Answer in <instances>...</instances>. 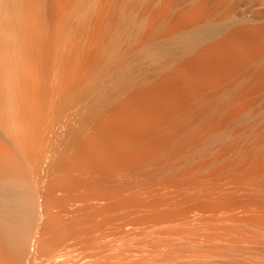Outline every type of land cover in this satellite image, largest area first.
<instances>
[{
  "label": "bare ground",
  "instance_id": "obj_1",
  "mask_svg": "<svg viewBox=\"0 0 264 264\" xmlns=\"http://www.w3.org/2000/svg\"><path fill=\"white\" fill-rule=\"evenodd\" d=\"M130 1L0 0V264H98L97 256L102 248L97 249L95 217L109 211L117 201L119 210H130L132 205H127L128 208L125 205L137 196L128 195L125 202L123 197L126 198L130 188L128 185L112 188L117 176L148 178L149 183L143 181L148 186L156 178L170 175L175 178V181L171 179L175 184L180 178L191 179L194 191L205 190L206 186L208 193L211 179L215 184L217 179L231 184L235 181L234 186L227 183L230 188L223 182L224 188L227 186L232 196V191L254 196L251 199L256 202L252 205V201L246 200L247 205L241 199L247 196L240 193V197L237 193L239 198L233 197L240 199L237 204L231 195L233 201L227 196L230 203L221 195L220 200L227 204L219 200L217 203L216 198V203L207 204L213 198L210 196L213 189L210 194L204 191L208 201L207 206L203 205L207 211L200 208L206 212L199 215L201 211L197 209L201 217L198 220L203 221L204 216L207 222L208 219L231 222L226 223V227L230 226L226 229L222 224L220 233L223 229L231 232L236 228L235 234L224 232L236 236L235 239H244L241 241L246 244L252 238L250 234L247 236L252 230L239 229L264 224V200L263 206L257 203L259 198L255 200L256 196H264V23L256 26L236 16L208 15L166 28V17L162 15L145 31L144 16H135V4ZM49 114L54 121L49 119ZM171 182L168 179L163 185ZM193 182L197 183L193 186ZM203 182L206 184L201 188L199 183ZM173 183L169 186L175 188L177 185ZM190 185L187 183V187ZM148 187L146 193L150 191L153 196L155 192ZM187 187L184 188L190 193L192 187ZM225 190L220 192L225 194ZM165 191L168 195L169 191ZM185 192L181 197L186 196L188 191ZM145 194L141 192L137 196L144 195L142 201H137L142 202L140 206L148 196ZM158 194H155L157 199L150 196L153 205L156 200L158 203L163 200V205L165 199L172 198L176 201L173 204H177V197L169 195L170 199H163ZM200 196L196 199L205 198ZM150 202L145 203L153 208ZM235 205L237 208L240 205L242 210H236ZM140 206H137L140 213L136 207L130 212L140 215L142 209L148 208ZM186 206L185 211L194 213V206ZM161 209H157L159 214ZM175 210L176 207L174 212L162 213L159 219L168 225L179 224L182 218L189 224L197 220L196 216L187 217L188 213L183 215L182 209ZM177 212H182L183 217ZM151 213L143 214L144 219L158 218L159 214H154L155 218ZM125 214L122 215L126 217ZM140 221L136 224L143 223ZM152 223L156 222L152 220ZM233 223L237 226L239 223V229ZM151 225L145 226L147 230ZM186 225L182 233H186ZM60 229L68 230L62 234ZM147 230L142 233L146 235ZM237 231L239 234L246 231L244 236L248 240L241 238L243 234L239 238ZM254 231V236L261 234L260 239L263 238L264 229L261 233ZM200 232L206 234L205 230ZM224 232L215 239L217 242L224 239L225 243L228 240L229 244L234 239L229 241L232 236ZM71 237H76L73 239L76 242ZM241 241L234 244L241 246ZM250 241L255 250L259 248V245L254 247L257 242L263 243ZM193 242L187 243L190 246ZM195 243L192 247L198 250ZM221 243L212 246L219 247ZM184 245L182 251L186 253L180 255V250H176L172 256H166V252H163L165 256L141 260H136V256V261L130 259L133 263L114 259L120 261L116 264H264L262 244L260 253L254 250L252 253L251 247L243 246L246 251L235 258L222 255L228 250L230 253V246L225 247L227 251L222 247L223 253L219 247L220 252L216 250L213 254L204 244L208 253H192L189 249V254ZM142 247L137 246L140 251ZM112 250L110 254L115 252ZM100 257L104 262V254Z\"/></svg>",
  "mask_w": 264,
  "mask_h": 264
},
{
  "label": "rangeland",
  "instance_id": "obj_2",
  "mask_svg": "<svg viewBox=\"0 0 264 264\" xmlns=\"http://www.w3.org/2000/svg\"><path fill=\"white\" fill-rule=\"evenodd\" d=\"M151 3H150V2ZM130 3H133V4H135V11H134V14H135V16L137 17V18H139V17H142V16H144L143 17V20H144V23H145V31H149L151 28H152V26H153V24H154V22L155 21H158V19L162 16V15H165V27L166 28H175V27H177L179 24H181L182 22H189V21H194V20H199V19H201V18H203L204 16H208V15H210V16H215V17H219V16H236V17H240V18H243V19H245V20H247V21H249L250 23H252L253 25H256V26H261L263 23H264V0H131L130 1ZM49 119H51L52 121H54V118L52 117V116H50V114H49ZM164 176V177H163ZM170 177V178H169ZM176 178H178V177H176ZM146 178H144V180L143 179H138L137 177H132V178H128V177H122V176H117L116 177V182L112 185V188H116V189H120L121 187H124L125 185H128V190H129V188H130V190L129 191H127L126 193H125V195H126V198L125 197H123V199H125V202L128 200V198L129 197H131V195L132 194H134V195H137V196H139V194L141 193V192H143L144 194L146 193V191H148L149 189H145V188H147L148 186H150L151 185V183H153L154 181V183L152 184V185H154L155 187L153 188V186L151 185L150 187H148V188H150V190H151V192L153 191V192H155V193H153L154 195L152 196V193H149V192H147L148 193V196H147V193L145 194L146 196H147V198H145V202H149V200L151 201L150 203H152V205H153V202H152V197L153 198H155V199H157V197H156V195L158 194V193H162V191H163V193L162 194H164V190H166L165 191V193H167L169 190L168 189H170V194H172L171 193V191H175V192H173L174 194L173 195H170L169 194V192H168V195H166V194H164V195H162V196H164V197H162L161 196V193L160 194H158V196L160 195V197L161 198H168V197H177V198H175V199H177V204L178 203H180V205L179 206H174V205H177L176 203H174L173 204V202L175 201V200H173L172 201V199L171 200H167V199H165L164 200V203H163V205H165L166 206V208L161 204V202H163V200H160L159 198V200L161 201H159L160 203H158V201L156 200V202L154 201V204L155 205H153L154 207L153 208H151L152 206L149 204V203H145V202H143L144 204H146V205H144L143 204V206H142V204H141V206L139 205L140 203H142V202H140L139 204L137 203V201L139 200H141V198L144 196V195H141L140 197H137V196H134V198L132 197V198H130L129 199V201L130 200H132L131 202H129V201H127V204L125 205V206H129V205H132V206H134V207H132V206H130V208L131 209H133V208H135V209H137L138 210V208H137V206H140V207H142V208H144L145 206L146 207H148L147 205L149 204V206H151L149 209L148 208H144V209H142V213L139 215V214H137V213H140L141 212V210H138L137 211V213H131L130 212V210L129 209H127L128 208V206H127V208L124 206V204H125V202H124V204L123 205H121V206H124L126 209H127V211L126 210H124V209H122V210H119V208H118V205H120L119 204V202L117 201V203L116 202H114L113 203V200H116L117 198H115V199H113L112 200V202H110V203H113V205L112 206H110V208L111 209H108L109 211H106V212H108V214L106 213V212H104V213H99V215H97V218L95 217V222L96 223H94V224H97L96 226H95V231H94V233L96 234V236H95V234L93 233V236H95V238L97 237V239L96 240H98V241H96V244H97V249H100V248H102L103 249V247H104V250H102V249H100V251L99 252H101L100 253V255L98 254V264L100 263V264H108L107 262L109 261L111 264H116V262L118 263V262H120V261H122L123 262V260L125 261V259L127 260V261H129L130 263L132 262L131 260H133V262L134 261H136V260H141V259H143V258H151V257H159L158 255H160V257L161 256H165V254L167 253V255L166 256H168V254L169 255H171L172 256V254L173 255H175L174 253H177V251L176 250H180V252L178 253V255H180V253H186V252H184V250L182 251V248H183V246L182 245H186L188 248V252L187 253H189L190 254V250H191V252L192 253H194V252H197V251H204V244L206 245V240L207 241H209V244H211V243H213V244H211L210 246H211V248H210V246H208V245H206V247L207 248H209V251H210V249H211V251L209 252V251H206V249H205V251L204 252H209V253H213V254H215L216 253V250L219 248V247H221L220 245L223 243H225V240L223 239V241H221L220 239V242H217V239H215V237H217V238H221V236L222 235H224V234H222V232H224V231H226L227 232V230H225L226 228H229L228 227V225H227V227H226V223H223V222H217V221H215V220H213V219H208V222L205 220V218H204V216H202L203 217V219L205 220V222H207L206 224H210L209 225V227H208V225H206L205 224V222H204V220L203 221H201L200 222V220H202V219H200V220H198L199 218H201L200 216H198V214L200 215V214H203V213H205L206 211H207V209H206V206H207V204H209V202H211V201H214L213 203H216V201H217V203L219 202V203H221V201L222 200H220V198L221 197H219V196H221V195H223L222 197L223 198H225V201H226V199L231 195V192H229V189H228V187H229V185L231 186L232 184H235V181H232L233 183L231 184V182H225V181H222L221 182V180L220 179H217L218 180V182L216 181V179H214L218 184H215V182L213 183L212 181H213V179H211V183L208 181V183H210L209 185H210V187H207L208 189H209V193L207 192V190H206V186H205V190H203V189H201V191H203V192H201L200 191V189L199 190H197L196 189V191H194L195 190V184L197 183H195V182H193V186H194V188L192 187V185H190V184H192V182H190V180L191 179H185V178H180V182L182 183V184H184V185H180L181 183L179 182V181H177V183L175 184V183H173V182H171L172 180L171 179H173V181H175V178L174 177H171L170 175H162V176H160V177H158V178H156L158 181H156V179L155 180H153V182H151L150 183V185H145L144 184V182L143 181H147V179L145 180ZM168 179L170 180V182L171 183H173V185H177L176 187H183V188H179V191L177 190L178 188H174V186H169V185H171V183L170 184H168L167 183V185H163V184H165L164 183V181H168ZM179 179V178H178ZM140 180H142V182L140 183ZM150 180V179H149ZM148 180V181H149ZM183 180H184V182L186 183V186H185V183L183 182ZM220 180V181H219ZM147 181V183H149ZM187 181V182H186ZM178 182L180 183V184H178ZM205 182H207V181H205ZM205 182H203V183H199V186H200V184H201V186L205 183ZM225 183V185L227 184V188L225 187L224 188V183ZM139 183H140V185H139ZM187 183H188V185H190L191 187H192V192L193 193H191V191H190V193H191V195H190V193H189V190H186L184 187H187ZM195 183V184H194ZM223 183V184H222ZM141 184H144L145 186H147V187H145V188H142V187H144V185L142 186ZM206 184V183H205ZM212 184H215L214 186L216 187V188H213V185ZM239 185H241L240 183H238ZM238 184H236L237 186H238ZM140 186V188H142L143 190L145 189V191H143V190H140V188H139V186ZM161 185V186H160ZM179 185V186H178ZM198 185V184H197ZM196 185V186H197ZM242 185H244V184H242ZM245 185H246V183H245ZM244 185V186H245ZM142 186V187H141ZM162 186H165L166 188L169 186V187H171V188H167V189H163V190H161L162 188H160V187H162ZM189 186V187H190ZM200 186V187H201ZM207 186H208V184H207ZM218 186V187H217ZM232 186H234V185H232ZM246 186H249V184H247ZM189 187H187V189H189ZM190 187V188H191ZM138 188H139V190H138ZM153 190H152V189ZM159 188V189H158ZM201 188H204L203 186L201 187ZM230 188V187H229ZM154 189H155V191H154ZM182 189H184L183 191L185 192V190H186V192L188 193H186V196L188 197H186V196H182L181 197V195L184 193H182ZM215 190L214 192H213V194H212V191L213 190ZM220 189L221 190H225V189H228V190H225V194L223 193H221L220 192ZM140 191L138 194H136V192H138V191ZM160 192H159V191ZM210 190H212L211 191V195L210 196H212L211 198H212V200H209L208 201V198L204 195L205 194V192L204 191H206L207 192V194H210ZM156 191H158V192H156ZM177 191V192H176ZM181 192V193H180ZM198 192V193H197ZM203 193V194H201V193ZM227 192H229V193H227ZM179 193H180V195H179ZM195 193H196V196H204L205 198H203V199H205V200H203L202 199V197L201 198H198L197 197V199H196V196H193V195H195ZM239 195H240V193L242 194V192H237ZM235 194V191L233 192L232 191V194H233V196H232V198L233 197H238V194ZM156 194V195H155ZM175 194H177V196L175 195ZM197 194H200V195H197ZM206 194V195H207ZM227 194V195H226ZM129 195V197H127ZM170 195V196H169ZM183 195H185V194H183ZM243 195V197H246L247 196V194H245V196H244V194H242ZM133 196V195H132ZM145 196V197H146ZM150 196H152V197H150ZM155 196V197H154ZM165 196H167V197H165ZM180 196V198H182V199H180V198H178ZM226 196V197H225ZM228 196V197H227ZM231 196L229 197V199H230V201H233V199L234 200H236L235 198H233L232 200H231ZM261 196V197H260ZM260 196H256L255 197V200H256V198H259V200H258V202L257 203H261L260 204V206H263V200H264V196H262V195H260ZM136 197H137V199H136ZM183 197H186V198H183ZM191 197V198H190ZM217 197H219L218 199H217ZM240 197H242L241 195H240ZM252 197V196H251ZM251 197H249V196H247L246 198H241L242 200L243 199H245V201L246 200H248V201H252V205H253V203H255L256 201H254V199H251ZM254 197V196H253ZM252 197V198H253ZM148 198H150V199H148ZM215 198H216V201H215ZM222 198V199H223ZM239 198V197H238ZM237 198V199H238ZM249 198H250V200H249ZM261 198V199H260ZM134 199H136V202L135 203H132L133 202V200ZM142 199H144V198H142ZM146 199H148V200H146ZM168 199H170V198H168ZM178 199H180L181 201H178ZM190 199V200H189ZM193 199H195L194 201H192ZM199 199H200V201H199ZM229 199H227L228 201H226L227 203L229 202L230 203V201H229ZM118 200V199H117ZM198 200V201H197ZM219 200V201H218ZM239 200L240 199H238V200H236V201H234L235 203L234 204H237L236 202H238L239 203ZM138 201V202H139ZM142 201V200H141ZM168 201V202H167ZM207 201H208V203H207ZM245 201H244V205L243 206H245ZM248 201H246V202H248ZM128 202L129 203H131V204H128ZM170 202H171V204H170ZM176 202V201H175ZM194 202H196V203H194ZM242 202V201H241ZM116 203V204H115ZM186 203V204H185ZM207 203V204H206ZM212 203V202H211ZM222 203H224V204H227V203H225L224 201H222ZM233 203V202H232ZM251 203V202H250ZM162 206H161V205ZM182 204V205H181ZM200 204V205H199ZM206 204V206L204 207V205ZM249 204V202L247 203V205ZM187 207V208H189V207H193V211H194V209H195V211H194V213H196V215L191 211V215H190V212L188 213L187 212V210L188 209H186V211L184 210L185 208V206ZM241 206H242V204H240ZM239 205V206H240ZM252 205H249V206H252ZM115 206H117V212L115 211L116 209H114V207ZM159 206H161L160 208H157V207H159ZM168 206V207H167ZM238 206V208L236 207V205H235V208H237L236 210H238V209H240V210H242L241 208L243 207H239ZM120 207V206H119ZM123 207V208H124ZM163 207V208H162ZM173 207V208H172ZM176 207V210L175 211H177V210H179V211H182L183 210V212L185 211V214H183V215H188L187 217H193V216H196L197 217V220L195 221V220H193L192 221V223L190 222V224L188 223V222H186L185 220L183 221L182 219H185V218H182L181 217V215H182V212H181V214H180V212H177V213H179L180 215H179V217L180 218H182L181 219V221H180V218H176L177 220H178V222H179V224L177 223V222H174L175 223V225L174 224H167V223H165V221H163V220H161V219H159V216L162 214V213H164V212H174V208ZM179 209H178V208ZM264 207V206H263ZM159 209H161V211H160V214H159V212H158V210ZM202 208H204V209H206V211H202L201 209ZM146 209H147V212L148 213H151L152 211H154V212H152L150 215H153L154 216V214L155 215H157V214H159L158 215V218L157 219H152V217L150 218L151 220H148L146 217H145V219H144V215L145 214H148V213H145L146 212ZM191 209V208H190ZM199 210V212L200 213H198V210ZM110 210L111 211H113V213L111 212V214L109 213L110 212ZM119 210V211H118ZM134 210V209H133ZM143 210H144V212H143ZM151 210V211H150ZM157 210V211H156ZM115 211V212H114ZM121 211H122V214H125V213H127V214H125L126 215V217L124 216V215H122L121 214ZM189 211V210H188ZM239 211V210H238ZM119 212H120V214H119ZM125 212V213H124ZM129 212H130V215H129ZM135 212H136V210H135ZM188 213V214H187ZM198 213V214H197ZM101 214V215H100ZM118 214V215H117ZM144 214V215H143ZM108 215V216H107ZM128 215V216H127ZM133 215H134V217H133ZM204 215H206V216H208L209 215V213H206V214H204ZM104 216V218H101V217H103ZM113 216V217H112ZM146 216H149V215H146ZM100 217V218H99ZM155 217V216H154ZM157 217V216H156ZM155 217V218H156ZM195 217V218H196ZM113 218V219H112ZM194 218V217H193ZM103 219H104V221H103ZM112 219V220H111ZM136 219V221H134ZM140 219H141V221L144 223H141L140 225L139 224H136L137 223V221H138V223H139V221H140ZM143 219V220H142ZM107 220V221H106ZM115 220V221H114ZM132 220V221H131ZM145 220V221H144ZM152 220L154 221V222H156V223H152ZM156 220V221H155ZM177 220H175V221H177ZM209 220H211V221H209ZM215 221V223L213 222V221ZM98 221V222H97ZM101 221V222H100ZM104 223H103V222ZM140 221V222H141ZM185 223V225H186V223H188L189 224V227H191L190 225H192V227L189 229V227H188V225H186V228H187V230H186V233H187V235H186V233L185 232H183L182 233V231H185V225H184V223ZM197 221H199V223L201 224H203V225H201V226H199L200 224H197ZM264 221V220H263ZM93 222H94V220H93ZM107 222H108V225H107ZM127 224L128 223V225H126L125 223ZM165 224H164V223ZM135 223V224H134ZM152 225H151V224ZM194 223V224H193ZM229 223V222H228ZM227 223V224H228ZM231 223V222H230ZM229 223V224H230ZM262 223V222H261ZM264 223V222H263ZM124 224V225H123ZM151 225V227H149L150 229H148L147 230V227L149 226V225ZM157 224H158V226H157ZM167 224V225H166ZM178 224V225H177ZM181 224V225H180ZM183 224V225H182ZM225 224V229H223V227H222V229L224 230V231H222L221 233H220V231H221V226H223V225ZM233 224H235V226H237V224L236 223H233ZM91 225H93V223H91ZM99 225H101V226H99ZM118 225V226H117ZM134 225H136V227L134 226ZM154 225V226H153ZM172 225V227H170L169 228V226H171ZM197 225H198V227H197ZM262 224H260L259 225V227L258 226H256V227H258V228H256L255 226H253V225H250V226H252V228H250L249 226H246V225H244V226H246V227H243V228H241V229H239V223H238V226H237V228L239 229V230H247V231H249L248 229H251L252 231H250V232H248V234H247V236H249V234H250V236L252 235V238L250 237V239H255V241H253V242H255L256 243V241H260L261 240V242H263V243H256V245L254 246V247H256V246H258L259 245V248H256V250H255V248H252L253 246H252V244H251V241H250V239H249V241H250V246H247L248 245V243H249V241H247L248 243L246 244V241L245 242H242L240 239H235L236 238V236H235V238H234V235L232 236L231 234V236L233 237H230L229 238V241H230V239H234L235 240V242H234V240L232 241H230V243H237L238 241L240 242H242V243H244V244H246V246L243 244L242 245V243H240L241 244V246L240 245H237V244H234V248H236V249H234L232 246V244H228L227 243V241H226V243L228 244H224V246H222L223 248H225L226 246H230L231 248H229V249H231V251H230V253H229V250L228 249H226V253H224V254H222V255H227V257L229 256V254H230V256H231V258H235V257H237L239 254H240V252H244V251H246L245 250V248H248V247H251L252 248V250H251V248H249V251L251 250V252L254 250V251H258L259 252V250H262L261 249V245L260 244H262V247H264L263 246V244H264V240H262V239H264V234H263V238H261L260 239V236L262 237V235L260 234H255V236H254V233H252L253 231H254V229H255V231H257V232H255V233H261L262 232V230L264 229V224L261 226ZM110 226V227H109ZM120 226V227H119ZM122 226V227H121ZM127 226V227H126ZM133 226L135 227V230H134V228H133ZM139 226V227H138ZM145 226H147V227H145ZM153 226V227H152ZM180 226V227H182L183 229H181L180 227L178 228V227ZM203 226V227H202ZM207 226V227H206ZM232 224H231V228H232ZM241 226V225H240ZM98 227V228H97ZM105 227H106V229H105ZM118 227V228H117ZM143 227V228H142ZM201 227V228H200ZM205 227V228H204ZM211 227V228H210ZM242 227V226H241ZM97 228V229H96ZM103 228L105 229V231L103 230ZM123 228H126L124 231H122L123 230ZM130 228V229H129ZM140 228V229H139ZM161 228V229H160ZM196 228V229H195ZM219 228H220V230H219ZM230 228V229H231ZM233 228H234V226H233ZM232 228V229H233ZM246 228H248V229H246ZM100 229V230H99ZM118 229V230H117ZM122 229V230H121ZM127 229H128V231H129V233H128V231H127ZM137 229H138V231H137ZM143 229H145V230H147V233H145L146 235H144V233H142V232H146L145 230H143ZM179 229V230H178ZM181 229V230H180ZM195 229V230H194ZM205 230V232L207 231V229L209 230V231H207L206 232V234L204 233V232H200V230ZM236 229V228H235ZM235 229H233V231L235 230ZM262 229V230H261ZM61 231H62V229H60ZM60 230H59V232H60ZM68 229H66L65 231H67ZM97 230V231H96ZM102 230V231H101ZM110 230V231H109ZM141 230V231H140ZM160 230V231H159ZM194 230V231H193ZM238 230V231H239ZM64 231V232H65ZM107 231V232H106ZM120 231H122V233H120ZM127 231V233H125ZM136 232L137 231V233H133L134 235L132 236L131 234H132V232ZM140 231V232H139ZM155 231H156V233H155ZM168 231V232H167ZM187 231H189V232H191V234L189 233V232H187ZM195 231L197 232V231H199V232H197L198 234H194L195 233ZM218 231V232H217ZM233 231H231L230 232V230H229V232L230 233H232ZM237 231V232H238ZM59 232H58V234H59ZM63 231H62V234L64 233ZM101 232V233H100ZM109 232V233H108ZM118 232V233H117ZM124 232V233H123ZM149 232H151L150 234H148ZM178 232H179V234H178ZM229 232H227V233H229ZM244 232V233H243ZM240 231V233L241 234H243L242 236H241V234H239V232H238V234H239V238H240V236H241V238L244 236V234H246L245 232L246 231ZM99 233V234H98ZM139 233V234H138ZM142 233V234H141ZM200 233V234H199ZM201 233H203V234H201ZM209 233H211V234H209ZM225 233V232H224ZM227 233H225V234H227ZM263 233H264V231H263ZM100 234H102L104 237L102 238V236L100 235ZM108 234V235H107ZM138 234V235H137ZM166 234V235H165ZM180 234H181V236H180ZM182 234L184 235V237L182 236ZM194 236H193V235ZM207 234H209V235H207ZM215 234V235H214ZM219 234V235H218ZM222 234V235H221ZM232 234H235L234 232L232 233ZM237 234V235H238ZM137 235V236H136ZM142 235V236H141ZM157 235V236H156ZM158 235H159V237H158ZM178 235V236H177ZM192 235V236H191ZM199 235H201V236H199ZM207 235V236H206ZM229 234H227V236H230ZM257 235V236H256ZM101 237V238H99V237ZM108 236V237H107ZM117 236V237H116ZM123 236V237H122ZM134 236H136V237H134ZM146 236H148V237H146ZM151 236V239L149 238ZM155 236V237H154ZM200 238H199V237ZM206 236V238L209 236V238H214V239H210V240H208V238L206 239V238H204V237ZM211 236V237H210ZM226 236V235H225ZM225 236H223L224 238H225ZM247 236H244V237H246L245 238V240L247 239L248 240V237ZM111 237V238H110ZM142 237H144V238H142ZM154 237V238H153ZM158 237V238H157ZM183 239H182V238ZM190 237H191V241H190ZM197 237V239H195V238ZM243 237V238H244ZM255 237V238H254ZM259 237V239H257V238ZM76 238V237H75ZM75 238H73V239H75ZM117 238V239H116ZM124 238V239H123ZM128 238H129V240H128ZM142 238V239H141ZM150 240H149V239ZM163 238V239H162ZM179 238V239H178ZM186 238H188V239H186ZM192 238H194L195 240H196V242H199V240H200V243H195V240L194 239H192ZM199 238V239H198ZM204 240H203V239ZM72 239V237H71V241L73 240ZM78 239V238H77ZM107 239H109V241L106 240ZM120 239H121V241H120ZM145 239V240H144ZM147 239V240H146ZM159 239V240H158ZM186 239V240H185ZM76 240V239H75ZM75 240H73V242H76ZM79 240V239H78ZM100 240V241H99ZM105 240V241H104ZM111 240H114V243H113V241H111ZM117 240H119V242H115V241H117ZM142 240V241H141ZM153 240V241H152ZM156 240V241H155ZM157 240H158V242H157ZM162 240H163V242H162ZM181 240H185L184 242L183 241H181ZM193 240H194V242H193ZM214 240V241H213ZM218 240V241H219ZM238 240V241H237ZM104 241V242H103ZM111 241V242H110ZM124 241V242H123ZM148 241H152L151 243L150 242H148ZM203 241V242H202ZM210 241H212V242H210ZM237 241V242H236ZM70 242V241H69ZM109 242V243H108ZM129 242V243H128ZM132 242V243H131ZM143 242V243H142ZM144 242H145V244H144ZM148 242V243H147ZM187 242H193V243H195V244H198V246H197V248H198V250H196V248H193V247H195L194 245H193V243H191V245L189 246V243H187ZM205 242V243H204ZM222 242V243H221ZM252 242V243H253ZM111 243V244H110ZM128 243V244H127ZM137 243V244H136ZM147 243V244H146ZM155 243V244H154ZM161 243V244H160ZM166 243V244H165ZM168 243V244H167ZM183 243V244H182ZM187 243V244H186ZM203 243V244H202ZM208 243V242H207ZM219 244V243H221L220 245H219V247H214V246H212V245H215V244ZM100 244V245H99ZM103 244V245H102ZM107 246H106V245ZM131 245V247H130V245ZM140 244V245H139ZM152 246H150V245ZM154 244V245H153ZM158 244H160V245H158ZM169 244H170V246H169ZM176 244V245H175ZM203 245V247H202V249H201V247L200 246H202ZM124 245V246H123ZM128 245H129V247H128ZM132 245H133V247L134 248H132ZM144 245V246H143ZM149 246V248L150 249H147L148 247L147 246ZM180 245V246H179ZM184 245V247H185V249H186V246ZM232 245V246H231ZM253 245H254V243H253ZM101 246H103V247H101ZM106 246V247H105ZM137 246H143L142 247V250L140 251V248H137ZM147 248H146V247ZM159 246V247H158ZM168 246H169V248H168ZM179 248H177V247ZM193 246V247H192ZM238 246V247H237ZM240 246V247H239ZM243 246H245V248L243 247ZM205 247V248H206ZM221 247V248H222ZM242 247H243V249H242ZM105 248H106V250H105ZM108 248V249H107ZM129 248L131 249V250H129ZM135 248H136V250H135ZM146 248V249H145ZM220 248V249H221ZM222 248V249H223ZM113 249V250H112ZM145 249V250H144ZM162 249V250H161ZM187 249L185 250V251H187ZM190 249V250H189ZM196 251H195V250ZM222 249H221V251H222ZM225 249H223V251H222V253L225 251ZM103 251V254H104V262H103V258H101L100 256H103V254H102V251ZM111 250H112V252L115 250V252L118 254V255H116L115 254V252H113L112 254L114 255H112V254H110L111 253ZM126 250V251H125ZM134 251V252H132L133 253V257H132V254L130 253V251ZM144 250V251H143ZM240 250H243V251H240ZM109 251V252H108ZM120 251V252H119ZM121 251L122 252H124V253H122L121 254ZM128 251H129V253H128ZM160 251H161V254H160ZM217 251H219L220 252V250H217ZM239 251V252H238ZM119 252V253H118ZM127 252V253H126ZM141 252V253H140ZM143 252V253H142ZM145 252H148V253H145ZM163 252H166V253H163ZM215 252V253H214ZM234 252V253H233ZM247 252H248V249H247ZM261 252V254H264L263 253V251H260ZM259 252V253H260ZM107 253H109V254H107ZM137 253H139V255L140 256H138V254ZM253 253V252H252ZM255 254H257L256 252H254ZM258 253V254H259ZM105 254H106V256H105ZM123 254H126V255H123ZM128 254H129V256H128ZM218 254V253H217ZM109 255V256H108ZM119 255H123L122 256V258H121V256H119ZM131 255V256H130ZM233 255V256H232ZM110 256H112V257H110ZM119 256V257H118ZM136 256H137V258H136ZM229 256V257H230ZM106 257V258H105ZM110 257V258H109ZM126 257V258H125ZM132 257V258H131ZM139 257H141V258H139ZM101 258V259H100ZM107 258H108V261H107ZM112 258V259H111ZM114 258H118V260H120V261H116V259H114ZM128 258V259H127ZM135 258H136V260H135ZM131 259V260H130ZM102 260V261H101ZM114 260V261H113ZM112 261V262H111ZM126 261V262H127ZM125 262V263H126ZM128 262V263H129ZM132 262V263H133ZM109 263V264H110ZM146 264H148V263H146ZM151 264V263H150Z\"/></svg>",
  "mask_w": 264,
  "mask_h": 264
}]
</instances>
